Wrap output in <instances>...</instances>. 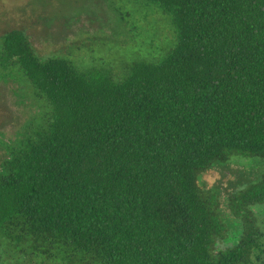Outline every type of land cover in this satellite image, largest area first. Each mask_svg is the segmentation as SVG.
I'll return each instance as SVG.
<instances>
[{"label":"trees","instance_id":"trees-1","mask_svg":"<svg viewBox=\"0 0 264 264\" xmlns=\"http://www.w3.org/2000/svg\"><path fill=\"white\" fill-rule=\"evenodd\" d=\"M121 1L165 17L163 51L77 62L0 36V78L39 110L3 143L0 264H264V0ZM232 163L254 175L203 182Z\"/></svg>","mask_w":264,"mask_h":264},{"label":"rangeland","instance_id":"rangeland-1","mask_svg":"<svg viewBox=\"0 0 264 264\" xmlns=\"http://www.w3.org/2000/svg\"><path fill=\"white\" fill-rule=\"evenodd\" d=\"M120 6L125 19L117 11ZM128 8L121 0H0V36L22 30L40 57L65 56L77 62L159 54L172 38L165 17L141 12L130 18ZM116 51L120 55H114ZM38 111L23 84L0 78V162L3 143L22 131ZM252 170L253 165L249 173L245 164L232 163L207 173L203 182L232 190L254 175ZM239 234L238 225H233L229 241L236 242Z\"/></svg>","mask_w":264,"mask_h":264},{"label":"flooded vegetation","instance_id":"flooded-vegetation-1","mask_svg":"<svg viewBox=\"0 0 264 264\" xmlns=\"http://www.w3.org/2000/svg\"><path fill=\"white\" fill-rule=\"evenodd\" d=\"M231 236V235H230ZM238 239H239V237H238ZM237 242V241H236ZM236 242H234V243H236Z\"/></svg>","mask_w":264,"mask_h":264}]
</instances>
